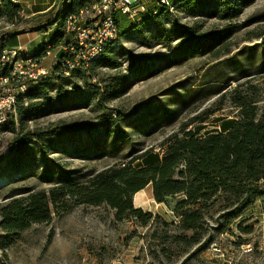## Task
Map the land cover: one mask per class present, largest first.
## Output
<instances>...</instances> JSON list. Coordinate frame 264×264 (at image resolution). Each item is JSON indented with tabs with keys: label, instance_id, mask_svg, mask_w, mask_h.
I'll return each instance as SVG.
<instances>
[{
	"label": "rangeland",
	"instance_id": "obj_1",
	"mask_svg": "<svg viewBox=\"0 0 264 264\" xmlns=\"http://www.w3.org/2000/svg\"><path fill=\"white\" fill-rule=\"evenodd\" d=\"M219 1L193 11L176 6L146 25L140 24L143 13L118 15V37L105 53L118 67L90 63L64 78L49 76L43 85L47 103L40 109L35 104L42 97L24 96L0 128V140L12 151L31 136L22 145L30 163L12 170L6 156L0 159V210L13 196L50 188L53 179L81 177L130 160L142 165L146 152L162 155L165 139L182 127L204 134L220 129L222 120L237 118L229 90L247 81L264 87V0H234L244 6L232 20L209 15L210 5ZM153 5L147 0L146 11ZM67 6L59 0L57 10L63 13ZM53 16L51 8L45 28L54 23ZM175 21L206 32L232 30L212 51L177 59L174 48L154 36L159 24L169 28ZM12 28L0 17V35ZM64 36L53 46L58 56L70 40ZM41 63L51 75L54 57ZM116 91L120 96L113 98ZM92 140L100 151L90 155L83 146ZM46 166L49 175H43ZM144 190L134 195L133 204L152 214L147 223L133 216L118 220L107 204H79L17 236L0 228V258L6 264H264V197L252 199L234 218L227 212L240 202L230 205L219 198L203 209L197 230H185L175 211L181 195L156 202L152 185Z\"/></svg>",
	"mask_w": 264,
	"mask_h": 264
},
{
	"label": "trees",
	"instance_id": "obj_2",
	"mask_svg": "<svg viewBox=\"0 0 264 264\" xmlns=\"http://www.w3.org/2000/svg\"><path fill=\"white\" fill-rule=\"evenodd\" d=\"M87 1L67 0L68 6L63 13L54 9L53 19L58 24L59 31L55 32L49 44L54 46L63 40L65 17L77 14ZM210 1L172 0L174 7L179 6L188 11L202 8ZM154 6L156 12L152 10ZM154 6L142 14L140 24L146 25L162 19L169 12L167 7ZM210 6L209 15L232 20L241 14L244 4H238L234 0H220ZM50 12L51 9L42 14L23 17L19 4L2 0L0 17L11 22L13 28L0 35V54L5 47H12L5 45L9 38L21 32L44 29L50 24L51 20L47 19ZM118 15L115 19L119 28ZM197 26L180 21L172 22L169 28L159 24L154 36L159 43L173 47L177 59H190L212 51L229 37L232 30L226 28L220 33L206 32ZM115 41L92 63L107 68L118 67L119 62L105 54ZM35 54L44 56L43 46ZM78 69L80 68L74 69L72 73ZM57 70L58 67L54 66L51 75L42 76L36 83L30 84L28 90L19 96L17 106L24 96L30 99L42 97L43 100L35 104V109L43 108L48 96L43 86L46 79L49 76L65 77ZM228 93L237 110V118L222 120L220 129L200 134L199 131L182 127L165 139L161 145L162 155L146 152L143 156L145 163L142 165H134V160L114 163L81 177L53 179L54 185L48 189L13 196L0 210L1 230L17 236L31 224L49 222L54 214L79 204H107L115 209L118 220L133 216L147 223L152 214L144 212L141 207H135L133 197L149 184L152 185L156 202H165L174 195L182 196L175 211L185 230H197L201 226L203 209L219 198L230 205L240 202V206L227 212L230 218L238 216L252 199L264 197V87L247 81L245 84H238ZM118 96L120 92L116 91L112 97ZM23 109L19 107L20 114ZM9 124L14 126L13 121ZM26 139L32 138L23 137L12 151L0 140V157L2 159L6 156L12 170L22 169L30 163L26 159V150L22 148ZM97 146V142L92 140L83 147L93 155L100 151ZM43 172V175H49V167L46 166ZM0 264L6 263L0 258Z\"/></svg>",
	"mask_w": 264,
	"mask_h": 264
},
{
	"label": "built area",
	"instance_id": "obj_3",
	"mask_svg": "<svg viewBox=\"0 0 264 264\" xmlns=\"http://www.w3.org/2000/svg\"><path fill=\"white\" fill-rule=\"evenodd\" d=\"M11 1L19 3V0ZM146 1L95 0L84 5L77 14L65 17L63 30L69 34L70 40L60 46V55L54 51L52 44H47L43 45L44 57L52 55L54 66L58 67L57 71L62 75L87 67L117 39L119 29L116 15L136 16L145 13ZM154 5H162L170 11L174 9L171 0H154ZM152 10L157 11L155 6ZM22 52L23 46L17 45L5 47L0 54V128L8 123L16 111L19 96L28 90L30 84L49 73L41 63L44 57Z\"/></svg>",
	"mask_w": 264,
	"mask_h": 264
},
{
	"label": "crops",
	"instance_id": "obj_4",
	"mask_svg": "<svg viewBox=\"0 0 264 264\" xmlns=\"http://www.w3.org/2000/svg\"><path fill=\"white\" fill-rule=\"evenodd\" d=\"M2 0H0L1 2ZM67 1V0H66ZM59 0H19L22 12H27L28 16H35L49 11L54 8L57 12V4ZM59 31L58 24L54 22L51 27L41 30L26 31L9 38L5 41L7 46H17L23 43V54L30 55L39 50L43 45L49 44L55 32Z\"/></svg>",
	"mask_w": 264,
	"mask_h": 264
},
{
	"label": "bare ground",
	"instance_id": "obj_5",
	"mask_svg": "<svg viewBox=\"0 0 264 264\" xmlns=\"http://www.w3.org/2000/svg\"><path fill=\"white\" fill-rule=\"evenodd\" d=\"M144 191H145L144 189L140 190L139 192H137V193L135 194V196H141L142 193H143Z\"/></svg>",
	"mask_w": 264,
	"mask_h": 264
}]
</instances>
